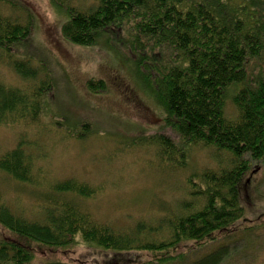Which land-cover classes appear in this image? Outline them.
Returning <instances> with one entry per match:
<instances>
[{"label":"trees","instance_id":"trees-1","mask_svg":"<svg viewBox=\"0 0 264 264\" xmlns=\"http://www.w3.org/2000/svg\"><path fill=\"white\" fill-rule=\"evenodd\" d=\"M66 13L61 34L75 44H94L106 28L119 29L135 55L128 58L132 72L147 84L167 116L166 124L182 140L180 147L167 133L154 136L162 159L170 166L183 165L186 146L202 145L214 150L220 164L222 158L229 163L205 168L198 179L191 177L193 198L163 229L160 223L143 220L128 228L98 221L76 199L95 196L97 187L73 178L53 183L55 195L38 219L15 212L0 194V223L22 240L64 246L81 237L115 252H161L180 241H200L231 228L245 214L243 178L264 159V0H94L89 8L69 6ZM28 34V24L0 12V49L19 75L34 79L46 68L43 62L38 65L31 56L12 50ZM88 85L92 90L104 88L101 80ZM51 87L48 73L27 88L0 83V124L39 118ZM229 97L233 116L227 114ZM24 142L0 155V169L31 182L35 160ZM19 239L0 238V264H31L33 250ZM228 253L225 242L195 258L178 253L152 262L220 264Z\"/></svg>","mask_w":264,"mask_h":264},{"label":"rangeland","instance_id":"rangeland-1","mask_svg":"<svg viewBox=\"0 0 264 264\" xmlns=\"http://www.w3.org/2000/svg\"><path fill=\"white\" fill-rule=\"evenodd\" d=\"M93 1L0 0L3 15L29 27L20 49L13 46V52L31 56L34 63L41 61L47 68L38 77L25 79L0 49V83L27 88L47 73L52 81L39 118L0 124V155L24 140L23 146L35 160L31 182L0 169V194L15 212L38 219L55 195L53 183L73 178L97 187L95 196L76 199L98 221L128 228L143 220L160 223L162 228L193 198L190 178L198 179L205 168H217L229 160L222 158L220 164L214 150L202 145L186 146L180 166H170L171 162L160 157L154 136L167 133L180 147L182 140L166 124L167 116L147 84L132 72L128 58L135 55L119 29L106 28L90 45L72 43L61 34L69 6L89 8ZM146 69L143 72L148 77L151 72ZM100 80L104 88L90 89L89 81ZM235 113L229 97L227 114ZM240 191L245 214L231 228L200 241H180L161 252L104 250L81 237L68 245L47 246L19 239L1 223L0 238L27 243L33 250L31 264H164L152 261L178 253L195 258L225 242L229 253L220 264H264V159L253 164Z\"/></svg>","mask_w":264,"mask_h":264}]
</instances>
